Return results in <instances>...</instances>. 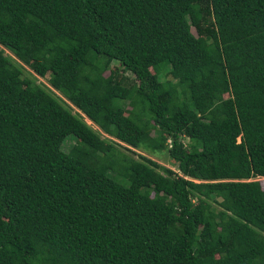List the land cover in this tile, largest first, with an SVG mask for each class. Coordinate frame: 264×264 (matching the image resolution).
Segmentation results:
<instances>
[{
  "label": "trees",
  "instance_id": "trees-1",
  "mask_svg": "<svg viewBox=\"0 0 264 264\" xmlns=\"http://www.w3.org/2000/svg\"><path fill=\"white\" fill-rule=\"evenodd\" d=\"M0 46V264H264V0H0Z\"/></svg>",
  "mask_w": 264,
  "mask_h": 264
},
{
  "label": "rangeland",
  "instance_id": "rangeland-1",
  "mask_svg": "<svg viewBox=\"0 0 264 264\" xmlns=\"http://www.w3.org/2000/svg\"><path fill=\"white\" fill-rule=\"evenodd\" d=\"M191 32L194 33V30L191 28ZM1 48V46H0ZM3 52L4 54L6 55H10L12 58H14L7 50L3 49ZM14 60L16 62H18L15 58ZM119 67L118 64L116 62H113L110 67ZM106 73V72H105ZM104 73V74H105ZM124 75H128L126 72H124ZM23 76L25 77H29L31 79H33V81H35L36 83H39L40 85H44L46 90H48V92L50 94H52L53 96L57 97L58 99H60L61 103L66 106L72 113H77L79 114L78 110L73 107L70 103H68V101L63 98L57 91H55L54 89H52L46 82L45 78H42V77H39L38 75L34 74L30 69H28L26 66L23 65ZM169 79V80H172L171 76L169 74H166V77L164 79ZM128 79L130 81L131 77L128 76ZM123 108V113L126 114L129 110V107L124 104L122 106ZM81 118L82 120L89 126L91 127L94 131L98 132L99 136L103 139H105V141L107 139H111L113 141H115L116 143H118L119 145H116L117 149L122 151L123 153H125L126 155L134 158V159H138L137 158V153L139 154H142V155H145L147 156L148 158L156 161L157 163H159L160 165L164 166V167H167L169 169H172L173 171H176V167H175V164L174 162L169 159V157L167 156L166 152L165 151H160V152H155V153H148L147 151H143V150H138V149H133L131 147H128L126 145H124L123 143L107 136L106 134H104L102 131H100L93 123H91L88 119H85L86 117L81 115ZM186 140L184 139V142ZM77 143V140H74L73 138H66L65 141L63 142V144L61 145V147L64 149V150H67L68 147L70 145H73ZM252 180H257L259 183H260V186L262 188H264V177H253V178H250ZM154 193V191H150V195H152ZM217 207V206H215Z\"/></svg>",
  "mask_w": 264,
  "mask_h": 264
}]
</instances>
